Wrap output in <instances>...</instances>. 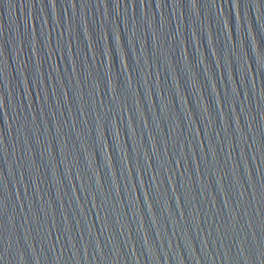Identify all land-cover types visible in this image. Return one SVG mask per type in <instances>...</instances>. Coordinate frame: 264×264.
Segmentation results:
<instances>
[{
	"label": "water",
	"instance_id": "obj_1",
	"mask_svg": "<svg viewBox=\"0 0 264 264\" xmlns=\"http://www.w3.org/2000/svg\"><path fill=\"white\" fill-rule=\"evenodd\" d=\"M0 264H264V0H0Z\"/></svg>",
	"mask_w": 264,
	"mask_h": 264
}]
</instances>
